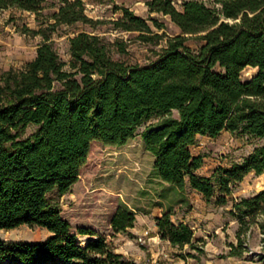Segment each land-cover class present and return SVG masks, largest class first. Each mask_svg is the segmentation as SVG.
I'll list each match as a JSON object with an SVG mask.
<instances>
[{
    "label": "trees",
    "instance_id": "16d2710c",
    "mask_svg": "<svg viewBox=\"0 0 264 264\" xmlns=\"http://www.w3.org/2000/svg\"><path fill=\"white\" fill-rule=\"evenodd\" d=\"M46 0H0V10L39 14ZM149 13L168 16L179 33L166 35L156 17L143 18L121 6L113 29L137 33L142 42L164 44L148 64L113 57L126 43L94 32L68 37L70 59L56 51L51 34L61 25H94L84 0H59L38 29L25 34L42 42L21 68L0 72V229L37 226L49 232L40 242L0 238V264H138L117 253L95 231L73 229L61 217L57 199L70 191L87 161L90 145L122 146L142 123L144 148L154 155L153 175L178 190L186 186L205 203L225 205L234 184L250 172L264 174V144L240 163L198 174L203 156L191 148L198 136L222 131L264 137V0H146ZM196 37V49L187 41ZM257 71L243 80L246 67ZM173 112H176L175 115ZM35 129L28 135V126ZM236 244L229 254L241 257L258 238L252 258L264 264V189L232 202ZM135 213L124 206L110 224L113 234L132 228ZM161 239L172 248L195 249L192 229L175 223L165 211L155 220ZM78 237L85 238L82 245Z\"/></svg>",
    "mask_w": 264,
    "mask_h": 264
},
{
    "label": "rangeland",
    "instance_id": "374dc122",
    "mask_svg": "<svg viewBox=\"0 0 264 264\" xmlns=\"http://www.w3.org/2000/svg\"><path fill=\"white\" fill-rule=\"evenodd\" d=\"M84 1L87 16L101 22L94 25H61L51 34L54 47L65 62L70 59L68 37L79 31L94 32L109 41H124L126 51L122 54L112 53L116 59L141 65L156 59L154 51L164 44V40L158 43L142 42L136 39L137 33L113 29L111 21L121 17V10L116 7H127L143 18H158L163 22L164 29L153 27L154 32L161 34L165 31L166 35L179 33L168 16L149 13L146 0ZM181 2L175 0V5L179 8ZM58 3L59 0H46L45 8L39 14L14 8L0 10V72L12 67L21 68L34 58L42 38L25 34L22 29H38L56 11ZM187 44L196 49L200 42L192 37ZM256 71V68L248 66L242 70L241 77L246 80ZM158 118L154 116L139 125L134 137L122 146L105 145L98 141L91 143L78 180L69 192L57 199L61 217L73 229L88 228L106 237L117 253L138 264H260L256 258H252L253 251L258 250V238L251 239L250 251L243 256L229 254L230 244H236L235 232L238 227L237 220L229 211L234 200L251 197L264 189V174L248 173L241 182L233 185L228 202L220 206L205 203L202 195L189 186L178 190L159 181L152 172L155 157L144 148L140 139L146 126ZM34 129V126H28L26 135ZM262 144L264 137L240 132L222 131L217 137H198L192 147L193 154L203 156V165L198 174L209 177L217 168L240 163ZM124 206L134 211V225L126 232L113 234L111 218L118 208ZM165 211L170 213L173 222H184L192 229L195 249L185 247L177 250L161 239L155 220ZM49 235L47 230L37 226L0 229V238L8 242H40ZM78 242L83 244L86 239L80 238Z\"/></svg>",
    "mask_w": 264,
    "mask_h": 264
},
{
    "label": "bare ground",
    "instance_id": "6f19581e",
    "mask_svg": "<svg viewBox=\"0 0 264 264\" xmlns=\"http://www.w3.org/2000/svg\"><path fill=\"white\" fill-rule=\"evenodd\" d=\"M80 238H81V237H78V239H77V240H79ZM78 243H80V242H78ZM83 244H84V243H83ZM83 244H82V245H83Z\"/></svg>",
    "mask_w": 264,
    "mask_h": 264
},
{
    "label": "crops",
    "instance_id": "0c3cea01",
    "mask_svg": "<svg viewBox=\"0 0 264 264\" xmlns=\"http://www.w3.org/2000/svg\"><path fill=\"white\" fill-rule=\"evenodd\" d=\"M198 137H201V136H198ZM191 150H192V148H191Z\"/></svg>",
    "mask_w": 264,
    "mask_h": 264
}]
</instances>
